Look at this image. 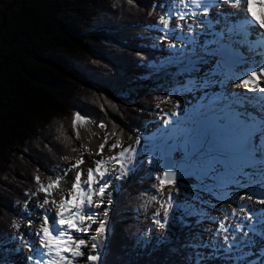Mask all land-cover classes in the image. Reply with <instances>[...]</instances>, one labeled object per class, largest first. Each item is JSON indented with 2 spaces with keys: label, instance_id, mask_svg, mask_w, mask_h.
I'll return each mask as SVG.
<instances>
[{
  "label": "trees",
  "instance_id": "obj_1",
  "mask_svg": "<svg viewBox=\"0 0 264 264\" xmlns=\"http://www.w3.org/2000/svg\"><path fill=\"white\" fill-rule=\"evenodd\" d=\"M167 1L0 0V244L15 207L36 193L35 177L46 183L63 161L80 154L74 114L94 126L103 122L102 142L114 133L108 141L123 144L165 100L172 83L166 77L137 93L126 89L141 84L156 64L155 28ZM145 166L135 162V173L118 180L100 263L193 264L190 225L170 228L158 244L136 241L141 218L134 208L141 191L157 183ZM186 180H176L173 189ZM3 257L1 250L0 264Z\"/></svg>",
  "mask_w": 264,
  "mask_h": 264
},
{
  "label": "snow or ice",
  "instance_id": "obj_2",
  "mask_svg": "<svg viewBox=\"0 0 264 264\" xmlns=\"http://www.w3.org/2000/svg\"><path fill=\"white\" fill-rule=\"evenodd\" d=\"M130 4L134 0H128ZM180 5L188 7L189 0H176ZM191 5L200 10V14L205 17L204 20H198L196 23L209 25L213 21L207 19L209 12L212 8H220L222 5L235 9V12L222 14L226 17H238L237 23H225L224 27L217 33H215L216 39L208 42V44H214L216 47H205L201 53V62L203 57L210 56L215 60V64L209 69V76L205 77L202 82L203 86H207L209 83L219 82L224 83L227 79H235L234 86L239 87L243 85L248 92H258L259 96H244L242 94H229L225 97V102L222 107L218 109V115L215 119V128L211 136V141L214 144L217 139L221 140L226 145L234 147L236 149L239 160L238 174L242 176H248L249 173L245 171L246 168L255 167L259 171V183L264 185V62H257L249 69L245 70L242 74H238L234 68L228 69L224 74V78L219 81H214L210 77H214L221 73V70L225 68L226 60L225 55L239 57L240 53L238 48L240 45H248L249 51L255 52L256 49L260 51L257 55L264 60V0H190ZM258 6L261 9L259 18L253 11V8ZM155 10V6H153ZM241 14H243L241 16ZM186 15L195 16V13H177L175 28L183 30L184 25L180 24V21L186 22ZM171 13L166 15H160L158 23L163 26V29H170ZM219 22V21H216ZM163 29H161L163 31ZM194 25L187 24V31L193 32ZM175 32V29H170ZM255 35L257 39L252 41L250 36ZM164 38H168L166 32ZM189 40H193L194 37H188ZM225 39L229 43H224ZM183 42V41H182ZM170 47L174 45L170 44ZM242 58V57H241ZM194 85H200L201 82L196 80L192 82ZM171 94L169 95L170 98ZM239 97V98H237ZM252 100H259L260 107L256 112L249 111V102ZM178 106V105H177ZM115 107V105H113ZM178 115L176 112L171 113V116ZM81 122V126H84L91 121L82 117L79 113L74 114L73 129L75 130L76 138L79 139V131L76 121ZM171 121H165V127H167ZM98 127L105 128L106 125L101 122ZM186 133L184 139L179 140L178 143L184 146V151L179 154L180 160L183 161L187 168L194 170H204L205 175L214 171V165L219 163L218 158L209 150L207 145L209 139L200 143L198 146L193 142L192 136L195 133V129L182 130ZM105 135L103 142L98 146L96 155H101L105 146L109 151H114L117 148H121L115 156L101 158L93 161L94 168H88L86 176L87 178L82 180L84 176L83 170L76 172L71 188L61 194L59 200H49V196H52L50 189L58 187L62 180H64L68 173L74 168L78 169L80 164L84 163L82 159L77 158L76 162L72 165V168L64 170L61 175H58L55 180H51L47 183L41 181L40 176L35 177L37 184L39 185L37 191L45 193V199L38 202L36 207L45 209L46 205L52 204L55 209V215L49 216V212L52 209H46L41 215L39 227L34 233L37 240L29 242L25 239L23 233L20 234L17 239L23 240L25 245L28 246L29 251L33 253L28 257V260L32 264H74L78 258L84 256L83 248L87 247L88 242L82 238H78L73 235V232H83L87 234L92 231L93 223H97L99 213L93 209L103 207V198L109 187L112 185L111 177L115 174V179L120 180L128 176L133 171L135 165L136 150L134 148H122L121 142L117 140L115 143L108 145V139L110 135ZM136 144H140V138L137 137ZM191 145V147H189ZM81 150L84 146H81ZM77 151V149H73ZM171 159V157H169ZM64 159H69L64 157ZM158 157L155 155L147 156V163L149 165L156 164ZM176 160L166 165V169L160 170L155 175L154 179L157 183H154L152 187L156 189V192L161 196L166 197L161 203V208H164V212L161 219V213L155 212L153 217V223L157 224L160 229H166L169 223V212L174 207L173 188L176 185V179L178 174L184 175L183 167H176ZM113 164L114 166L109 168L107 165ZM174 169V170H173ZM107 177V179H106ZM238 183V181H236ZM168 187V191L165 192V187ZM109 198L111 193H108ZM258 197V198H257ZM99 198V199H96ZM151 200L156 201L157 196L152 195ZM239 201H254L256 204L261 205L260 209H252L249 205L241 204L239 207L240 213L246 214V219L249 221L254 220L253 224L238 223L234 229L231 237L227 235L229 229L225 227L224 222H220V227L216 231L215 235L219 236L221 231L225 233L223 239L227 244L226 250L231 252L233 247H239L237 243L236 233H239L247 228L244 232V236H247L248 232L255 231L256 223H264V191L246 193L238 196ZM111 199H109V205ZM27 209L28 205H24ZM109 208H104V219L99 220L97 227L94 229L95 235L89 239L93 242L92 253L87 256V260L91 264L101 260L103 249L101 247L103 239L106 238L107 232V217ZM238 212L236 209H232L230 212H224V219L228 220L230 217H237ZM34 223L33 220H28V226L31 227ZM12 226L19 228L20 224L16 221L12 222ZM211 243V241L209 242ZM221 245H217V250ZM264 264V261L261 262Z\"/></svg>",
  "mask_w": 264,
  "mask_h": 264
},
{
  "label": "rangeland",
  "instance_id": "obj_3",
  "mask_svg": "<svg viewBox=\"0 0 264 264\" xmlns=\"http://www.w3.org/2000/svg\"><path fill=\"white\" fill-rule=\"evenodd\" d=\"M168 5L166 9V14L171 13V20H170V29H175V32L170 31V29H163L162 25H158L155 31V37L157 39V52L158 55L156 56V64L154 66H149V69L147 71L148 75L144 77L143 82L139 84L138 86L135 84H132L128 89H126V92L130 93H137L142 85L144 83H147L148 81H155L156 79L160 77H166L168 80H171V88L169 90V93L167 94L165 100H161L157 103V105L153 106V108L148 111V118L146 123L144 124L141 133L136 135L134 138H129L125 143L121 144L124 145L122 148H134L136 150V157L135 160H139L140 162H143L147 169L151 171L149 173V177H155L158 171L162 170L161 167V159L163 155L170 156L173 160H176V167H183L184 168V175L181 176L178 174L177 179L187 177L189 180L186 181L188 185L191 183L192 179L195 180L197 186L196 187H189L187 185H183L181 187H178L175 191V194H173L174 197V207L180 208V213L178 215H172V210L169 212V223L166 229H160L157 224L153 223V217L155 212L159 211L161 213V217H157V219H161L164 208H161V203L164 201L166 197L161 196L159 193H157L155 190H143L142 191V199L139 203L135 206V212L139 218H141V226L138 230V239L137 242L139 244L143 243L146 244L149 239H154V243H160L163 241H166L168 239V233L169 229L172 227L177 226L178 224L185 225L187 227V218L191 216H195L193 226L195 225L196 228L194 233L196 232V238L194 240H191L189 243H192L193 246L192 249L195 252L194 262L193 264H235L237 260L239 259V254H244L242 251L243 248L248 245V241L253 240L252 234L248 232V234H251L249 238V235L244 236V232L241 231L240 233H236L237 236V243L239 244V247H233L231 252H228L226 250L227 244L224 241L223 237L226 235L221 231V234L219 236H216L215 233L220 227V222L223 221L225 227L229 229L227 235L231 237L234 229L236 228L238 223H243L245 221H249L247 219H244L243 221H237L235 217H230L228 220L224 219V212L228 211L230 212L232 209H236L238 212V218H241L245 213L239 212V207L241 204L249 205L252 209L253 207H256L252 204V202L245 199L244 201H239L238 196L244 195L246 193L251 192H257L259 193L262 190V185L259 183V171L255 169L254 167L246 168L250 171L248 176H242L239 175L238 172H234L233 175L238 176V178L235 179H229L227 176L229 173L224 172L223 170L225 168H229L230 166H235L236 168H239V160L236 158V155L232 154L230 149H222L218 145V143H212L210 146H207L209 150L218 158L219 163H216L214 165V171L208 173L205 175L204 170H194L187 168L183 161L180 160L179 154L184 151V146L180 143L175 144L174 141L168 145V147L163 148L158 152V149H156L154 146H149L144 141V134H151L154 127H161L162 121H167L168 118L173 117L171 116V113L176 112L178 115L176 117H180L182 112L189 109L188 105L195 103V100L200 99L201 97H204L203 93L206 92V90H213L215 88H220L230 85V79L225 80L224 83L219 82H213L209 83L207 86H203V81L205 77L209 76V69L213 66L209 67V64L211 65V60L203 58V62H200L201 66L195 65L194 70L192 71L186 64L185 61L187 60L186 57H189V59L193 60H199L196 54L201 56V53L204 51L202 45H200V48L198 51H196V54L190 53L188 49L192 50L191 48L187 49V45L181 44L186 41L184 38L186 35L193 36L194 37V31L189 33L187 31V25L184 26L183 30L175 28L177 20L176 15L177 13H193L195 10H199L195 8L193 5H191L190 0L188 2V7L185 8L184 5H180L176 2V0H168ZM164 14V15H166ZM201 17L199 19L194 18L192 15H186V22L187 20L190 21L189 24H193L194 26L197 25L196 23L198 20H204L205 17L203 15H200ZM217 16V17H216ZM220 19V27L223 28L225 23H229V20L227 18H224L220 12H217L214 9H211L209 12V15L207 19L210 21H213L210 23L209 26H205L204 24L199 25V29L201 28L202 31L196 30L199 34H203V40L207 36H209L208 32L211 29V24L214 26V20ZM185 21H180L179 23L182 24ZM223 24V25H222ZM183 25V24H182ZM206 27L209 28V30H206ZM163 29V31L161 30ZM168 33V38H164L165 33ZM185 32V37L182 38L183 33ZM201 37V38H202ZM256 36L252 35L249 37L250 40L255 41ZM181 38V39H180ZM176 40V41H175ZM172 44L174 47H170L169 45ZM246 50L249 51L248 47H245ZM239 51V50H238ZM240 53V51H239ZM188 54V55H187ZM186 56V57H185ZM248 57L247 62H243L247 65L248 68L255 65L257 62H264L262 60L261 56L255 55L254 53H248L246 55ZM185 57V58H184ZM207 57V56H206ZM251 57V58H250ZM183 58V61L182 59ZM201 58V57H200ZM233 60L236 62L237 60ZM187 62V61H186ZM207 63V64H206ZM233 63V62H232ZM215 64V63H214ZM213 64V65H214ZM186 65V66H185ZM188 67V68H187ZM192 67V65H191ZM243 68V67H242ZM226 68H224V72H226ZM157 76V77H156ZM156 77V78H154ZM214 81H219L224 78L223 74H217L214 76ZM213 79V77H210ZM200 81V85H194L193 81ZM232 86V85H231ZM243 86V85H242ZM234 88V87H233ZM242 93L245 91V87L243 86L241 88ZM171 94L170 98L169 95ZM205 98V97H204ZM195 99V100H194ZM178 105V106H177ZM196 109H200L196 108ZM200 114L197 113V116L193 118V120L198 121L200 120L198 117ZM166 117V120L164 121V118ZM198 119V120H197ZM98 128V126H97ZM102 129V134L104 132V129ZM204 131V129H203ZM203 131H200L199 136L203 138ZM154 131V133H156ZM76 137V135L74 136ZM137 137L140 138V144H136ZM205 138V137H204ZM207 138V137H206ZM77 139V138H76ZM199 144L202 143L199 138ZM78 143L80 144V147L83 145L82 142L79 139H77ZM210 142V140H209ZM102 143V138L100 141V144ZM113 144V142L108 141V145ZM190 146V145H189ZM121 148H117L114 151H109L108 147L105 146L103 153L101 155H97L96 157L89 156L86 151L80 150V154L72 160L63 161L61 163V166L58 168V170L52 175L48 176L46 183L49 181V178L51 180H55L58 175H61L64 170L72 168V165L76 162V159H82L84 163L80 164L78 169H73L71 172L68 173V176L61 181L60 185L58 187H54L53 189H50L52 192V196H49V200H52L54 196H56V200H59L61 198L62 193H66L72 186V182L74 180V177L76 175V172L79 170H83L84 176H82V180L86 179V173L88 168H94L95 164L93 161L99 160L102 157L107 159V157L115 156L119 151H121ZM157 150V151H156ZM98 151V147L95 152ZM156 151L154 154L156 157H158V161L156 164L149 165L147 163V156L153 155V152ZM109 168L113 167V164L107 165ZM233 169V168H232ZM136 170V168H133V172ZM230 175V174H229ZM148 176V175H147ZM107 179V177H106ZM112 179V185L109 187L105 193V196L103 198V207L98 209H93L95 212L99 213L98 221L104 219V208H109L108 216L110 214V210L112 207V203L115 199V196L113 197V200H111V204L109 205V196L108 193H111V196L116 192V189L118 188L117 179H115V174L111 177ZM155 180V179H153ZM238 181V183H236ZM240 181H243V183H239ZM251 184H257L259 189L250 188ZM254 187V186H253ZM242 189V190H241ZM60 192L58 193V191ZM57 192V193H56ZM165 192L167 190L165 189ZM56 193V194H55ZM152 195L157 196V200L153 201L150 199ZM196 197H201V200H208V204L205 206L204 202L198 201L195 203ZM45 199V193L41 191H36L34 194L30 195L29 198H27L26 201H24L22 204L18 203V205L15 207V217L13 221H16L20 224V227L17 229L15 227H11L5 235V239L2 241V244H0V251L3 250L4 252V260L5 263L2 262L1 264H16V260L20 259L22 255L20 253H17V249H29L28 246L25 245L23 240L17 239V237L20 236L21 233L24 234L25 239L30 241V233L27 232L26 225H28V222L26 220L29 219V215L32 216V219L35 222L33 223L37 227H39V222L41 215L46 209H49L47 206H45V209L36 208L35 205L38 202H41ZM99 199V198H96ZM36 202V203H35ZM27 204L28 207L25 209L24 205ZM173 207V208H174ZM255 208V209H256ZM38 209V210H37ZM164 209V210H163ZM56 212V209H55ZM54 212V213H55ZM108 219V217H107ZM97 221V223H98ZM108 221V220H107ZM97 223H93L92 231H89L87 234L83 232H73L74 236H77L78 238H82L88 242L87 247L83 248L82 251L84 252V256L82 258H78L77 261L74 262V264H91L87 260V256L92 253V244L93 242L89 239L91 236L95 235L94 229L97 227ZM250 224L255 223V218L252 221H249ZM247 224V223H246ZM108 225V223H107ZM180 225V226H181ZM256 227L261 228L264 227V223H256ZM38 229V228H37ZM109 230L107 229L106 234H108ZM32 233V232H31ZM255 237H259L258 234L254 232ZM257 235V236H256ZM107 235L106 238L102 241V255L101 260L96 262V264H101L102 258L105 254L104 248H106L107 244ZM37 239V237H36ZM262 240V239H261ZM211 241V243H209ZM217 245H221L219 249L217 250ZM259 247V246H258ZM14 249V250H13ZM246 253V252H245ZM29 254V253H28ZM26 253H23V256L28 258L30 255H33V253H30L29 256ZM238 255V256H237ZM198 260V261H197ZM30 262V261H29ZM198 262V263H197ZM23 264H28V259L24 260ZM32 264V262H31Z\"/></svg>",
  "mask_w": 264,
  "mask_h": 264
},
{
  "label": "bare ground",
  "instance_id": "obj_4",
  "mask_svg": "<svg viewBox=\"0 0 264 264\" xmlns=\"http://www.w3.org/2000/svg\"><path fill=\"white\" fill-rule=\"evenodd\" d=\"M214 10H216L217 12H220L221 14H226V13H231V12H235L236 10L235 9H232L230 7H228L227 5H222L220 8H212ZM253 11L257 14L258 18H259V14L261 12V9L258 7V6H255L254 5V8H253ZM193 13H195L196 15L193 16L194 18H197L199 19L201 16L200 14V10H195L193 11ZM243 14H241L242 16ZM224 16V15H222ZM217 17V16H216ZM224 18H227L229 20V23H237L239 18L238 17H226L224 16ZM220 20V19H219ZM218 19L215 18L214 20V23L216 26H214L213 24H211V29L210 31L208 32L209 36L205 35L206 36V39L207 37H209V40L207 42L204 43L203 41V38L201 39L202 35H204V33L201 35L199 34L196 30H201V28L199 29V25L200 24H197L194 26V39L193 40H189L188 39V35H186L185 37V32L183 33L182 35V38L185 37L184 39L186 40L184 43H180L179 45L181 46V44H184V45H187V49L188 48H192V47H195V51L199 49V47L197 46H200V45H203L204 44V48L205 47H216V45L214 44H208V42L212 41L213 38L216 39L215 37V33L216 32H219L221 30V27H220V22H216V21H219ZM190 21L187 20V22H183L182 24L185 26L187 24H189ZM210 25V24H209ZM207 25V26H209ZM223 25V24H222ZM206 30H209L208 27H206ZM255 36V35H254ZM190 37H193V36H190ZM181 39V38H180ZM255 40L257 39V37L254 38ZM176 41V40H175ZM194 43V44H193ZM224 43H229V41L227 39H225ZM195 44H198L197 46H195ZM245 47H248V45H240L238 50L240 51V56L239 57H236L235 60H237L236 62L233 60L232 64L229 66L230 68L229 69H232L234 68L235 71L238 73V74H242L245 70L249 69L247 67V64L248 62V57L246 55H248V53H254L255 55H257L256 53L259 52L260 50L259 49H256L255 52H252V51H248L246 50ZM189 53H190V49H188ZM188 55V54H187ZM197 58L199 60H191L189 59V57H186V61H185V64L193 71L195 68V65H198V66H201V64H199L201 62V56H199L197 54ZM228 56V55H227ZM260 56V55H258ZM184 57V58H185ZM235 57V56H234ZM242 57V58H241ZM203 58H206V59H209V61L211 60V65L209 64V67L210 66H214L213 64L215 63V60L210 57V56H205ZM225 58V57H224ZM251 58V57H250ZM182 59L183 61V58H180ZM262 59V58H261ZM247 60V61H245ZM247 62L246 64L242 65L243 62ZM207 64V63H206ZM185 65V66H186ZM192 65V67H191ZM187 67V68H188ZM202 67V66H201ZM243 67V68H242ZM224 76V74H223ZM205 79V78H203ZM230 85L226 86L225 89H223L218 95H222V92L226 93V95H229V94H242L244 96H248V97H252V96H259L260 94L258 92H248L247 89L245 88V91L244 93H242V90L241 88L243 87L242 85L239 86V87H235L234 86V83H235V79H230ZM232 85V86H231ZM234 87V88H233ZM214 96V95H213ZM213 99V97L209 96L206 100L209 101V99ZM239 98V97H237ZM260 101L259 100H252L249 102V108L248 110L249 111H253V112H256L259 110V107H260ZM189 106V105H188ZM208 109H212V104H207V105H204L202 104V108L201 109H196L192 112V113H187L188 111H185V112H182V116L181 117H178V119H175L177 122L176 123H179V127L178 125H175V124H172L170 126V128L165 132V137L169 138L171 135L174 136L175 140L178 136H185L186 133L182 130H187L188 128L189 129H192L194 128L195 129V133L193 134L192 136V140L193 142L198 146L199 145V140L198 138L203 141L206 137L210 140L209 144L207 146H210L211 145V136H212V133L214 131V128H215V119H216V116L219 114L218 112L215 113L214 116H209L208 114H205V112L208 110ZM199 116L198 117H202V118H199L200 120L198 121H195L193 120V118H195L197 116V113H199ZM172 120V119H171ZM170 120V121H171ZM76 124H77V128H78V131H79V137H80V141L82 142L83 146H84V149H87L86 153L91 156V157H96V149L97 147L100 145V141H101V137H102V129L100 127H95L94 125H92V123H88L84 126H81V122L79 120L76 121ZM177 126V127H176ZM210 126L211 128V132L209 135L205 136L203 135V138L199 136V133L200 131H203V134L206 133L207 129H209L208 127ZM162 133H164L162 131ZM205 137V138H204ZM218 143V145L220 146V148L222 149H230L231 153L236 155L237 156V153H236V149L234 147H231L229 145H226L225 143H223L221 140L217 139L216 140ZM191 147V145L189 146ZM155 148L158 149V152L160 150H162L163 146H161V144H156L155 145ZM157 151V150H156ZM154 151L153 152V155H155L154 153L156 152ZM161 152V151H160ZM235 169L236 167L235 166H230V170L231 169ZM258 169V168H257ZM246 172H249L248 170H245ZM253 186H256V187H259L257 185H252L251 187ZM264 190V187L262 188ZM60 192V190L58 191V193ZM57 193V192H56ZM55 193V194H56ZM115 196V194H113L110 199L113 200V197ZM258 198V197H257ZM53 199H56V196H54ZM253 205L257 206L256 207H253V209H260L262 206L259 205V204H256L254 201H251ZM36 203V202H35ZM37 205V204H36ZM35 205V209L37 208ZM49 209H52L51 212H49V216H54L55 215V207L52 205V204H49V205H46ZM38 210V209H37ZM179 211H180V208H177L175 207L173 209V212H172V215H178L179 214ZM192 217H195V216H192ZM29 219H32V216L29 215ZM28 219V220H29ZM190 218L188 217L187 220H189ZM235 219H237V221H243L244 219H246V214H244L243 216H241V218H238V217H235ZM28 220H26L28 222ZM35 223H38V222H35ZM34 223V224H35ZM249 224L248 222L245 221V225ZM32 224L31 227H29L28 225H26V230L27 232H29L30 234V241H34V240H37L34 233L36 232L37 230V226ZM245 229V228H244ZM247 229V228H246ZM32 232V233H31ZM260 232V235H261V239L259 241L258 237L255 238L254 234H252V239L251 241H248V245H246L245 248L242 249V251L244 252V254H239V259L237 260L238 262H242L243 260H246L247 257L251 256L252 253L258 251V249H262L264 248V227H261V228H257L255 227V233H258ZM240 233V232H239ZM249 235V234H248ZM259 235V233H258ZM257 236V235H256ZM250 235H249V238H251ZM259 246V247H258ZM14 250V249H13ZM17 253H20L22 255V257L20 259H17L16 260V264H23L24 263V260L28 259L26 257L23 256V253H26V254H30L31 252L29 251V249H20V250H16ZM246 252V253H245ZM259 252V251H258ZM28 254V256H29ZM238 256V255H237ZM28 263H29V260H28ZM236 263V262H235Z\"/></svg>",
  "mask_w": 264,
  "mask_h": 264
},
{
  "label": "water",
  "instance_id": "obj_5",
  "mask_svg": "<svg viewBox=\"0 0 264 264\" xmlns=\"http://www.w3.org/2000/svg\"><path fill=\"white\" fill-rule=\"evenodd\" d=\"M231 57H227V58H225V60H226V65H225V67H228V65H230V63H231V59H230ZM169 163H172V159H170L168 156H163V159H162V165H163V170H169V169H166V165H168ZM174 170V169H173Z\"/></svg>",
  "mask_w": 264,
  "mask_h": 264
}]
</instances>
